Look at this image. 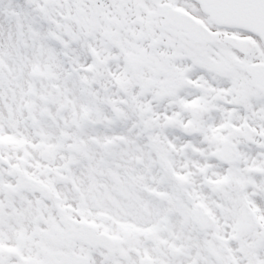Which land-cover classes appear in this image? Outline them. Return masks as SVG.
Returning <instances> with one entry per match:
<instances>
[{
    "label": "snow or ice",
    "instance_id": "1",
    "mask_svg": "<svg viewBox=\"0 0 264 264\" xmlns=\"http://www.w3.org/2000/svg\"><path fill=\"white\" fill-rule=\"evenodd\" d=\"M0 264H264V0H0Z\"/></svg>",
    "mask_w": 264,
    "mask_h": 264
}]
</instances>
